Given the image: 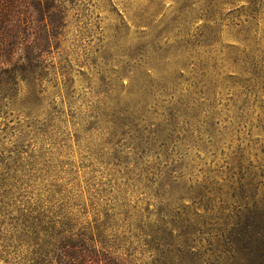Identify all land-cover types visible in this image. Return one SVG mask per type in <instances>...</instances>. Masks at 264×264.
<instances>
[{"label":"rangeland","instance_id":"obj_1","mask_svg":"<svg viewBox=\"0 0 264 264\" xmlns=\"http://www.w3.org/2000/svg\"><path fill=\"white\" fill-rule=\"evenodd\" d=\"M48 7L11 17L8 48L34 60L0 74V264L14 212L60 201L120 213L137 264L153 260L140 226L176 219L192 264H264V226L238 214L246 171H264V0Z\"/></svg>","mask_w":264,"mask_h":264},{"label":"trees","instance_id":"obj_2","mask_svg":"<svg viewBox=\"0 0 264 264\" xmlns=\"http://www.w3.org/2000/svg\"><path fill=\"white\" fill-rule=\"evenodd\" d=\"M50 1L32 0V5L39 12H50ZM25 3L26 0H0V58L3 59L0 63L7 66L0 67V74L8 78L15 76L14 67L21 61L31 63L34 60L29 55H21L15 60L18 53L8 48L18 38L14 35L15 26L11 17L20 13V6L25 7ZM246 174L238 214L245 211L249 215L248 224L244 223L243 227H263L264 215L261 212L257 215L255 211L264 207V199L257 202L255 197L260 188L264 193V171H246ZM91 209L93 211L89 212L86 205L60 201L49 202L48 205H26L16 210L7 230L13 238L14 251L7 252V258L13 256L14 264H137L133 255L130 260V239L119 233L116 227L119 224L116 218H120V213L111 214V209L101 210L100 207L91 206ZM238 214L236 227L242 222ZM256 216L258 219L255 222ZM250 220L252 223H249ZM189 226L188 220L181 224L177 219L164 221L156 229L145 225L148 231L140 226V233L146 238L145 247L153 259L151 264H192L190 255H194V251L188 249V244L194 233ZM235 231L240 240L244 233L240 229ZM219 232L221 242L229 244L227 242L231 237L224 238L223 229Z\"/></svg>","mask_w":264,"mask_h":264}]
</instances>
